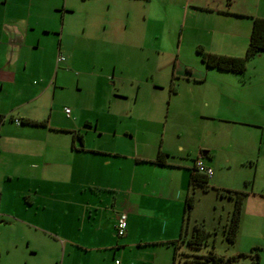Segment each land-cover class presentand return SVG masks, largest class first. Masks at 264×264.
Listing matches in <instances>:
<instances>
[{
    "label": "crops",
    "instance_id": "1",
    "mask_svg": "<svg viewBox=\"0 0 264 264\" xmlns=\"http://www.w3.org/2000/svg\"><path fill=\"white\" fill-rule=\"evenodd\" d=\"M255 18H264V0H0V114L5 116L0 131V211L9 195L15 208L13 221L33 229L29 245L47 252L58 246L60 264H103L121 246L123 256L127 248L132 250L130 264H156L144 248L155 244L158 250V244L169 245L180 238L190 169L197 159L213 169V147L204 142L194 147L185 144L183 125L175 127L178 156L171 138L167 146L164 138L158 140V147L145 141L140 135L148 127L140 133L141 125L121 132L117 126L121 112H106L103 100L96 97H101L103 86L119 99L127 100L129 93L119 82H113L115 89L103 82L106 77L114 79L117 69L115 65L113 76L104 78L103 63L116 62L117 53L125 56L143 50L134 44L144 33H199L197 49L242 56L225 49L248 47ZM96 42L110 46L80 61L77 54H85L87 48L93 53ZM56 52L64 57L60 62L57 57L58 65L52 61ZM100 53L105 57L99 59ZM77 63L92 67L86 82L94 83L96 91L91 101L93 117L77 110L67 116L55 109L56 96L69 89L67 80L75 76L72 68ZM191 71V66L179 65L175 58L171 84L158 83V91L159 86H169V101L180 98L175 80L180 76V80L196 81ZM76 81L80 85L79 77ZM135 81L139 80L132 81L136 91L131 92L138 102L147 97L141 82ZM240 82L218 81L215 95L203 98L207 107L211 105L207 98L219 104L217 112L204 116L219 120L220 125L213 126L215 133L224 125L241 123L232 115L248 105L241 92L253 85ZM188 88L194 92L191 85ZM154 92L147 95L152 99ZM230 102L232 106L225 104ZM98 105L104 108L102 113L96 112ZM227 112L231 118L223 116ZM138 114V122L158 121V138L163 129L168 135L169 113L164 120L149 112ZM26 118L44 124H24ZM102 118L110 121L103 128ZM160 152L167 154V165L155 162ZM214 177L213 171L210 183ZM124 210L128 230L118 237L117 218Z\"/></svg>",
    "mask_w": 264,
    "mask_h": 264
},
{
    "label": "rangeland",
    "instance_id": "2",
    "mask_svg": "<svg viewBox=\"0 0 264 264\" xmlns=\"http://www.w3.org/2000/svg\"><path fill=\"white\" fill-rule=\"evenodd\" d=\"M131 35L138 39L135 33H131ZM198 35L199 33H144L143 37H140L137 42L135 41L137 44H134L136 48L143 47V50H131L125 56H119L117 53L115 55L116 62L109 59L103 63L104 78L108 75L113 76L114 66H117L114 79L106 77L103 82L109 84L113 89H115L113 82L122 84V90L129 93L127 100L115 97L116 94L111 93L112 95H110L104 86V89L102 88L98 94L101 97L97 96L96 99L103 100L101 103L105 104L106 112L110 109L121 112L119 116L122 122L117 123L121 132L130 127L133 129L141 125L140 133L143 127H148L150 129H145L140 136L144 137L145 141L152 142L156 147H158V140L160 142L161 138L165 139L166 146L171 138L177 156L181 152L175 149L177 142L176 125H183L184 130H186L181 138L185 144L194 147L199 142H204L206 146L213 147V161L211 163L215 177L211 179L207 190L202 186H195L193 189L195 206L187 225L190 235L196 224L203 225L210 232L207 243L199 248H190L186 243L181 244L175 260L173 244H158V250L155 244L148 245L144 249L149 258L156 259V264H187L188 258L204 260L210 253L226 258L244 253L248 256L240 257L238 261L232 264H252L255 259V251H257L260 256L259 264H264V52L250 58L247 70L242 74L224 72L213 68L208 69L197 53ZM48 37L51 38V41L57 40L56 36ZM56 43L58 44L59 41ZM108 46L110 44L107 42H96L92 44L91 51L93 53H88L89 48H87L85 54L78 53L77 58L85 62L95 55L97 50L103 52L102 50ZM247 48L239 45L233 49H225L227 50L225 52L230 50L232 53L244 56ZM94 50L96 51L94 52ZM64 56L69 59L66 54ZM57 57L56 52L52 60L55 61L56 65H58ZM104 57L105 54L101 53L98 56L99 59ZM175 58L178 59L179 65L186 63L192 67L193 71L191 72H194V78L191 79L196 81L188 82L187 80L184 81L183 78L180 80L181 77L177 76L175 83L177 89L182 92L180 98L173 97L172 102H170L168 99L170 87L159 86V92L158 83L171 84ZM61 63L65 64L66 61ZM79 64H75L72 68L76 78L70 77L67 80L69 89L63 93L58 92L54 101L55 109L57 112L63 111L66 114L65 109L69 108L71 114L72 110H77L83 116L90 115L93 117L91 101L94 100L96 91L93 87L94 83L86 82L87 79H90L87 77V73L92 71V67ZM98 71L96 70V72ZM55 73L56 68L52 71L53 78H55ZM77 77L81 79L80 85L76 81ZM133 78H137L141 82V92L147 97L138 100V102L133 101L134 93L131 92L136 91L135 85V88H132ZM120 79L123 83L120 82ZM204 79L208 82L202 85ZM218 81H246L247 84L253 86L250 85L251 88H245L241 92L243 100L249 101L248 105L244 106L243 104L241 112L232 115L234 120H239L236 122L241 123L230 126L224 125L217 128L220 129L219 133H215L216 126L220 125L218 124L220 123L219 120H207L204 116L217 112L219 104L218 102L214 103L211 98H207L211 102V105L207 107L204 105L203 98L215 95L214 88ZM195 82L200 85L194 84ZM154 84L157 85V88ZM33 85H35L34 82ZM190 85L194 92L189 90ZM153 90H155V97L151 99L147 93L149 94V91ZM196 94L199 97H195ZM158 104H160L159 110ZM225 104L233 105L232 102ZM103 109L101 105H98L95 110L102 113L101 110ZM148 112L153 113L157 120L158 115L164 120L169 113L170 117L165 132L168 134L167 136L163 129L158 138V121L157 123H150L136 120L138 113ZM223 116L231 118L228 112ZM6 119H9V115ZM109 124V120L102 118L101 128ZM109 128L112 129L110 126ZM172 133L175 134L172 135ZM143 144L147 146L146 143ZM215 188H220L222 191H241L244 194L242 222L235 243H230L225 235V228L229 224L235 201L230 197L221 196ZM14 209L10 197L7 195L0 211V219L2 220L0 223V264H60L62 252L58 246L49 249L48 253L45 249L40 250L33 244L29 245V234H34L33 229L13 221ZM122 249L125 248L121 246L115 255H107L103 259V264H116V260L120 261L121 264H130L132 250L127 248V253L123 256L121 254ZM208 264L214 263L210 261Z\"/></svg>",
    "mask_w": 264,
    "mask_h": 264
},
{
    "label": "trees",
    "instance_id": "3",
    "mask_svg": "<svg viewBox=\"0 0 264 264\" xmlns=\"http://www.w3.org/2000/svg\"><path fill=\"white\" fill-rule=\"evenodd\" d=\"M264 52V18H255L250 41L248 44L247 52L244 56H229L223 54H215L205 51L203 47L197 49V53L200 55L202 61L208 68L218 69L224 72H232L235 74L245 73L247 70L248 60ZM5 116L0 114V131L4 122ZM24 124L30 125H43L44 122H39L33 119H23ZM81 138V136H79ZM160 165H167V154L160 152L156 161ZM196 160L194 166L190 169L189 179V192L185 199L184 221L182 226V232L180 238L177 241H173L174 245V260L178 256V250L181 244L186 243L190 248H199L208 241L210 232L207 231L203 225L196 224L193 227L191 235L188 233L187 225L190 219V215L195 206L194 188L195 186H202L205 190L210 185L211 176L206 175L198 170L196 166ZM214 188V187H213ZM221 196H227L235 201V206L230 217L229 224L225 228L227 240L230 243L237 241L238 233L241 227L242 213H243V201L244 194L241 191L224 190L215 188ZM2 220L0 219V223ZM180 244V245H179ZM190 255V254H188ZM1 256V255H0ZM247 254H240L239 256H233L226 258L224 256H218L210 253L204 260L198 258H188L187 264H208L212 261L214 264H232L238 261L240 257H247ZM260 256L255 251V259L252 264H259Z\"/></svg>",
    "mask_w": 264,
    "mask_h": 264
},
{
    "label": "built area",
    "instance_id": "4",
    "mask_svg": "<svg viewBox=\"0 0 264 264\" xmlns=\"http://www.w3.org/2000/svg\"><path fill=\"white\" fill-rule=\"evenodd\" d=\"M64 57L59 55L58 62L63 61ZM65 112L67 116L70 115V109L66 108ZM19 120H16V123H19ZM196 166L198 170L202 173H205L206 175L212 176L213 169L211 167H208L204 165L201 159L196 160ZM127 230V213L125 211H122L118 214L117 223H116V235L118 237H123ZM116 264H121L120 261L116 260Z\"/></svg>",
    "mask_w": 264,
    "mask_h": 264
}]
</instances>
